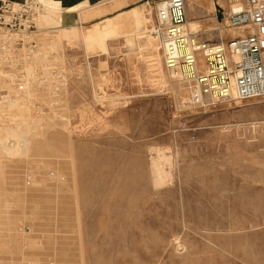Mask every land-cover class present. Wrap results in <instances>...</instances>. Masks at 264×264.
<instances>
[{"label":"rangeland","instance_id":"rangeland-1","mask_svg":"<svg viewBox=\"0 0 264 264\" xmlns=\"http://www.w3.org/2000/svg\"><path fill=\"white\" fill-rule=\"evenodd\" d=\"M157 1L106 17L143 8L142 35L38 16L31 38L1 39L0 100L37 125L27 151L0 149V264H264V97L191 107L152 32ZM189 20L218 41L214 13Z\"/></svg>","mask_w":264,"mask_h":264},{"label":"built area","instance_id":"built-area-1","mask_svg":"<svg viewBox=\"0 0 264 264\" xmlns=\"http://www.w3.org/2000/svg\"><path fill=\"white\" fill-rule=\"evenodd\" d=\"M186 5L187 0H158L152 32L167 70L180 74L187 86V103L200 108L263 98L264 0H226L216 42L200 40L188 30ZM43 10L39 0H0V28L28 32Z\"/></svg>","mask_w":264,"mask_h":264},{"label":"bare ground","instance_id":"bare-ground-1","mask_svg":"<svg viewBox=\"0 0 264 264\" xmlns=\"http://www.w3.org/2000/svg\"><path fill=\"white\" fill-rule=\"evenodd\" d=\"M43 12H45L43 14V16H48L49 10L46 11L45 8H44ZM42 13L39 15L40 18H41ZM149 20H150V18H148L145 15L144 9L136 7L134 9L129 10V11H126V12H123L121 14H118L117 16H115L113 18H109L105 22L111 23L113 25V27H114V29L110 30L109 32H114V31H117V30H123L124 28L126 29V27L130 26V28L133 27V29H135L136 32H138L137 34H141L142 35V33H146V31H147V29H143L142 27ZM195 25L196 24H195L194 20H189V19L187 20L186 26H187L189 31L194 29ZM62 30L63 29H61V31ZM64 32H66V31H64ZM191 32H193V31H191ZM193 33H196V32H193ZM62 34L63 33L60 32L58 34V37H62L63 36ZM66 35H68V34L66 33ZM32 36H34V35H32ZM148 36H146V37H148ZM7 37L8 36H7L6 33L0 32V41H1V39H4V40L8 39V41L9 40H15L16 41V39L18 37H22L24 39L23 41H25L28 38H31L30 36L26 35L25 33H23V34L14 33V35H12V37L10 39H9V37L8 38ZM62 38H64V37H62ZM71 39H70V41H71ZM19 40H20V38H19ZM37 40L40 43H42V44H46L47 42H50L49 39H46V38H38ZM54 40L55 39L53 38L52 41H54ZM72 41H73V39H72ZM51 43L53 44L54 42H51ZM149 46H150V44H149ZM147 47H144V48H147ZM158 47H159V44H158ZM158 47H156V46L153 47L152 46V47H148V48L151 49V53L152 54H155V53L158 52ZM156 62L157 61H155V63ZM0 72L3 73V71L1 69H0ZM174 75L177 76V75H180V74L175 73ZM174 75H172V76L174 77ZM1 98L2 99L0 100V111H2V112L5 111L6 113L8 112V115L5 116V117L3 116L4 118L0 119V120H3V121L6 122L5 124L2 123V124H4L3 128L5 130V137L4 138H0V149H2L4 153L10 154V155L11 154H17V153L19 154L21 152H25V151L28 150V145H29V140L27 139L26 135L28 134V131H30V127L32 129V127L37 125L36 124V117L34 115H32L31 110H28L26 108V104H21V103L17 102L15 99H13V98H11L9 96H6V95L2 96ZM184 102H186V101L184 100ZM0 115H3V114H0ZM10 122L15 123V126H11V125L7 124V123H10ZM2 124H0V127L2 126ZM36 129H37V127H36ZM159 161L153 163V165H154L153 169L155 170L154 172H156V178H154V179H156L155 182H157V183H160L158 181H161V179H163V177H162V171L163 170H161L162 168L160 169L161 166H159V163H158ZM164 173H165V171H164Z\"/></svg>","mask_w":264,"mask_h":264},{"label":"crops","instance_id":"crops-1","mask_svg":"<svg viewBox=\"0 0 264 264\" xmlns=\"http://www.w3.org/2000/svg\"><path fill=\"white\" fill-rule=\"evenodd\" d=\"M39 1L47 10H49L48 16H41L42 22L52 27L54 26L64 28L76 26V23H87L99 20L101 18H106L108 17V15L117 12L127 6V4L123 5L122 7L120 6V3H122L123 0ZM136 7H133L131 9H134ZM222 7H226V0H187V18L196 19L204 17L206 14L212 12L214 13L216 20L220 21L222 16ZM123 12H120L119 14ZM108 19L109 18H106L105 21Z\"/></svg>","mask_w":264,"mask_h":264}]
</instances>
